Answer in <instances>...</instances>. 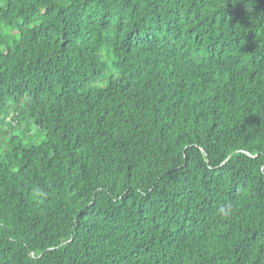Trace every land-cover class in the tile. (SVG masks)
I'll list each match as a JSON object with an SVG mask.
<instances>
[{"label":"trees","instance_id":"trees-1","mask_svg":"<svg viewBox=\"0 0 264 264\" xmlns=\"http://www.w3.org/2000/svg\"><path fill=\"white\" fill-rule=\"evenodd\" d=\"M0 264H264V0H0Z\"/></svg>","mask_w":264,"mask_h":264}]
</instances>
